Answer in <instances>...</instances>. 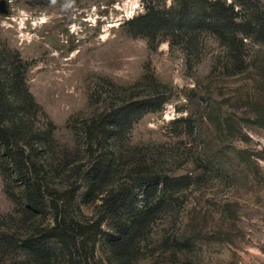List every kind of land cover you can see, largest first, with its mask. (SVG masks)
Masks as SVG:
<instances>
[{"label":"rangeland","instance_id":"obj_1","mask_svg":"<svg viewBox=\"0 0 264 264\" xmlns=\"http://www.w3.org/2000/svg\"><path fill=\"white\" fill-rule=\"evenodd\" d=\"M1 1L8 13L0 11V63L8 64L7 56L28 63V87L43 110L30 121L56 128L46 157L60 176L49 179V187L76 189L67 209L95 224L91 240L72 247L73 263L60 258L58 264L119 263L109 243L116 221L104 205L108 191L150 170L187 179L169 190L133 240L129 264H264V42L258 29L236 45L238 52L209 32L192 48L165 41L154 49L126 25L146 12L143 0ZM225 1L236 3L241 16L264 11V0ZM162 3L170 7L173 0ZM153 84L168 102L126 128L109 187L88 195L84 175L94 157L86 122L124 98L153 94ZM11 187L21 193L16 183ZM130 205L145 206L143 189ZM16 208L0 174V232L12 241L25 231L20 219L10 218ZM48 212L46 226L53 218ZM6 245L0 241V264L25 263L22 254H6Z\"/></svg>","mask_w":264,"mask_h":264},{"label":"trees","instance_id":"obj_2","mask_svg":"<svg viewBox=\"0 0 264 264\" xmlns=\"http://www.w3.org/2000/svg\"><path fill=\"white\" fill-rule=\"evenodd\" d=\"M143 1L146 12L130 19L126 25L134 37L146 38L154 49L165 41L172 45L185 41L192 48L203 32H209L231 51L238 52L236 45L255 34L253 28L258 29L260 41L264 42V11L241 16L237 4L225 0H173L170 7L162 0ZM232 54L237 61L242 59L240 53ZM2 55L0 51V60ZM6 59L8 64L0 63L5 69L3 72L0 69V174L5 179L7 194L17 206L15 216L10 218L20 219L25 231L17 241L0 232V241L10 250L6 249V254L15 253V257L22 254L23 264H58L60 258L73 263L72 247L79 246L83 237L91 240L88 236L95 224L80 220L67 209L66 202L72 200L76 189L62 192L49 187V179L60 176L46 157L55 125L49 122L47 127L37 128L30 121L31 116L43 114V110L28 87V63L18 56ZM153 87V94L142 99L124 98L86 122L88 150L94 157L84 175L88 195H99L109 187L121 159L115 146L126 128H131L147 113L161 111L168 102L158 95L154 84ZM143 172L132 184H120L109 190L110 196L104 204L115 216L116 231L109 235V243L118 264L130 263L133 240L163 206L169 190L185 186L187 179L153 170ZM12 183L20 186V194L12 191ZM140 188L145 206L135 208L130 204ZM49 207L53 218L51 225L46 226ZM3 219L0 216V221ZM0 225L4 223L1 221ZM83 240L81 243L85 245L87 241Z\"/></svg>","mask_w":264,"mask_h":264},{"label":"water","instance_id":"obj_3","mask_svg":"<svg viewBox=\"0 0 264 264\" xmlns=\"http://www.w3.org/2000/svg\"><path fill=\"white\" fill-rule=\"evenodd\" d=\"M6 1H1L0 3V11L8 13V10L5 9Z\"/></svg>","mask_w":264,"mask_h":264}]
</instances>
